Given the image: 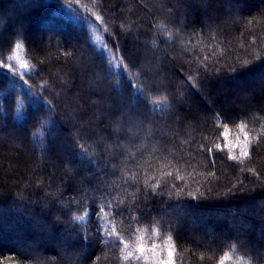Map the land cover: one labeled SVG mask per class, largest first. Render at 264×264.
Listing matches in <instances>:
<instances>
[{
    "label": "trees",
    "instance_id": "1",
    "mask_svg": "<svg viewBox=\"0 0 264 264\" xmlns=\"http://www.w3.org/2000/svg\"><path fill=\"white\" fill-rule=\"evenodd\" d=\"M256 76L264 0H0V264H153L127 249L169 236L177 264H264Z\"/></svg>",
    "mask_w": 264,
    "mask_h": 264
},
{
    "label": "rangeland",
    "instance_id": "2",
    "mask_svg": "<svg viewBox=\"0 0 264 264\" xmlns=\"http://www.w3.org/2000/svg\"><path fill=\"white\" fill-rule=\"evenodd\" d=\"M52 29L53 28L52 27H49L48 25H45L43 28L42 27L40 28V30H42L43 32L49 31V30H52ZM144 48H154V46H153V44L151 42L150 43L148 42V43H143L141 45V47L136 48L135 49L136 50V53L139 54L141 57H145L147 55L146 54V51L144 50ZM113 58H114V56H113ZM144 59H146V57ZM253 79L255 80L256 84H258L261 87V89L260 88L256 89L254 93L255 94H259V95L264 94V76L263 77L262 76H256ZM230 90H231V88H227L225 91L227 93ZM201 95H202L203 99L207 101V99L204 98V95L203 94H201ZM236 96L238 97V98H236V99H238V101H236V100L233 101V103H232V107L233 108H237L238 110L245 111V108H247V107H251V108H253V107L255 108L256 107L255 104L253 102H251L253 95H251V94H245L244 95V94H238L237 93ZM217 97L218 96L212 97L211 98V100H212L211 103L212 102H215V99ZM176 105H185V106L188 107V102L185 101L184 100V97L181 95L176 100ZM137 126L139 127V123L138 122L137 123L135 122L133 124L132 128L135 129ZM116 131L119 132V129L116 130ZM129 133H130V130H129ZM163 133H165V132H159V131H157L155 136L160 137L161 135H163ZM131 138H132V135H131ZM124 151H125V155H128L127 154L128 151L125 150V148H124ZM27 160L28 161L25 163V166H26L25 168H28L29 169V166L31 167V162L33 163V161L30 160V159H27ZM20 163H22V162H20ZM19 167H20L19 165H13V166L11 165V166L7 167L8 169H6V171H7L6 174H10L11 176L19 177V173L17 172V170H19ZM21 171L24 172L22 169H21ZM172 211L175 212V210H172ZM178 214L177 215L179 216V219L181 221L182 214L181 213H178ZM187 225H188L187 228H185V232H186L187 236L189 238H194L195 236H197L196 241L199 244L200 243L203 244V242L206 241V238L207 237L209 238L210 241L213 240V239H215V237H217V233H215L211 229H206L204 232H198L196 230V226L193 225V223L191 222V219L189 220V222H188ZM5 232H6V229H4L3 231H0V238L5 235ZM7 242H8V239L5 241V243H7ZM145 248L147 250L143 254H141V253L138 252V248L137 249H127V251L134 253V255L131 256V257L140 258L141 260L145 261V263H153V264H156V256L151 252V248H147V247H145ZM18 249L19 250H26L24 248H21V249L18 248ZM157 251L158 252L159 251H163L164 252V258H167L166 257V251H164L162 249H158ZM144 257H147V259H144Z\"/></svg>",
    "mask_w": 264,
    "mask_h": 264
},
{
    "label": "snow or ice",
    "instance_id": "3",
    "mask_svg": "<svg viewBox=\"0 0 264 264\" xmlns=\"http://www.w3.org/2000/svg\"><path fill=\"white\" fill-rule=\"evenodd\" d=\"M97 20L101 19L100 17L96 18ZM15 48L19 49L20 48V44L16 43ZM5 67H7L8 69L12 68V65H5ZM21 67L23 68H27L26 64H21ZM246 125L241 123L239 125L240 131L242 133H244L245 136V140H247L248 137V133L245 131L246 129ZM224 136L225 138H227L229 136V132L225 131L224 132ZM236 148H240V152L239 155H231L230 159H232L233 161H240L241 158H249L250 153L248 150V144L245 141H237V143L235 144ZM217 149L221 148V145L217 144L216 145ZM233 150V145L230 143L229 144V151ZM209 152L212 151L211 148L208 149ZM76 219H82V217H77ZM111 233H109L110 235ZM141 240H143V236L140 237ZM172 241V237L169 236L167 238V241L165 242L167 244V248H166V257L164 258V252L163 251H157L158 249H160L162 246L159 244H153L152 248H151V252L156 256V264H177V259H176V253L174 251V245L171 243ZM126 244V242H125ZM127 246V245H126ZM147 249L145 248L144 244H140L138 247V252L143 254L145 253ZM134 253L132 252H128L127 255L125 256V259L127 260L128 257L133 256ZM99 259V258H97ZM144 259H147V257H144ZM232 259V257L228 254H225L223 258H221L218 261V264H228V262Z\"/></svg>",
    "mask_w": 264,
    "mask_h": 264
}]
</instances>
